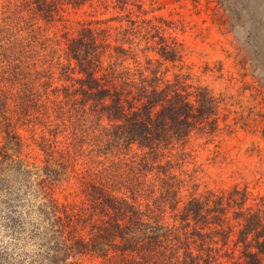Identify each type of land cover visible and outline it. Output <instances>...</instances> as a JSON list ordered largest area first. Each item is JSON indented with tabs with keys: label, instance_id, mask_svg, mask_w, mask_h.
I'll return each instance as SVG.
<instances>
[{
	"label": "trees",
	"instance_id": "trees-1",
	"mask_svg": "<svg viewBox=\"0 0 264 264\" xmlns=\"http://www.w3.org/2000/svg\"><path fill=\"white\" fill-rule=\"evenodd\" d=\"M139 1L10 0L16 10L8 26L0 23V264H264L262 199L249 205L238 188L186 193L194 173L181 178L170 160L195 133L218 129L217 98L206 87L186 93L180 80L162 84L139 67L117 72L120 58L135 57L136 40L157 56L146 64L182 60L165 21L148 34L147 19L81 25L65 34L64 58L39 32L65 6L111 3L127 17L142 10ZM20 126L40 131L41 165L22 158ZM132 148L134 165L115 161ZM65 173L76 176L78 202L55 197Z\"/></svg>",
	"mask_w": 264,
	"mask_h": 264
},
{
	"label": "rangeland",
	"instance_id": "rangeland-1",
	"mask_svg": "<svg viewBox=\"0 0 264 264\" xmlns=\"http://www.w3.org/2000/svg\"><path fill=\"white\" fill-rule=\"evenodd\" d=\"M95 3L81 8L65 6L58 21L41 23L39 32L54 42L56 56L64 58L65 34L74 35L81 25L97 26V21H106L100 26L126 27L128 19L137 24L147 19L148 34L150 27L158 23L157 18H162L163 33L180 43L182 60L146 64V60L157 56L148 45L144 49L146 45L136 40L135 57L120 58L117 72L130 75L139 67L147 76L155 74L162 84L180 80L186 93L206 87L220 102L218 129L213 133L207 129L203 135L195 133L181 154L175 155L174 151L170 160L179 163L174 172L186 180L194 173L196 187L188 186L186 193L238 188L247 191L249 205L264 203V0H140L142 10L134 7L127 17L111 8V3L108 10ZM15 10L10 0H0V23L8 26ZM110 17L118 18L107 20ZM21 31L17 26L14 38L19 39ZM91 130L96 131V127ZM19 132L25 141L22 158L41 165L42 154L37 146L40 131L33 135L29 127L20 126ZM136 152L132 148L120 153L115 161L134 165ZM84 157L81 154L76 164L80 175L88 167V162L81 160ZM101 162L107 164L108 159ZM76 183L74 173H65L54 186L55 197L62 203L78 202Z\"/></svg>",
	"mask_w": 264,
	"mask_h": 264
}]
</instances>
